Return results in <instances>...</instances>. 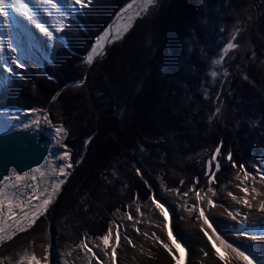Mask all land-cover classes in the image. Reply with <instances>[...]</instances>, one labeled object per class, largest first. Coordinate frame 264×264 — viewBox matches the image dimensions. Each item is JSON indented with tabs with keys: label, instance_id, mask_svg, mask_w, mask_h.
<instances>
[{
	"label": "trees",
	"instance_id": "obj_1",
	"mask_svg": "<svg viewBox=\"0 0 264 264\" xmlns=\"http://www.w3.org/2000/svg\"><path fill=\"white\" fill-rule=\"evenodd\" d=\"M132 1L86 0L59 31L66 45L53 39L41 66L28 61L0 88V109L51 108V122L66 126L71 160L80 159L47 213L0 243L1 262L33 254L45 262L51 238L59 250L85 236L98 241L118 211L150 199L137 169L160 175L167 191L187 192L194 178L206 190L219 147L217 193L239 172L224 159L229 152L237 165L263 160L264 0H158L104 55L84 62ZM233 36L239 47L223 52Z\"/></svg>",
	"mask_w": 264,
	"mask_h": 264
},
{
	"label": "snow or ice",
	"instance_id": "obj_2",
	"mask_svg": "<svg viewBox=\"0 0 264 264\" xmlns=\"http://www.w3.org/2000/svg\"><path fill=\"white\" fill-rule=\"evenodd\" d=\"M40 5L47 6L45 8L46 11L52 12V10H56L62 16L70 14V12H65V5L69 3V0H36ZM154 0H146V5H152ZM71 3L74 5H81L87 6L86 0H71ZM16 5H19L16 7ZM31 5L29 4L28 0H0V27L7 25L11 28L12 25L17 23V14L19 16V22L23 23V18L26 17L27 21L31 24H34L37 29H39L40 33H43L45 36L49 38L54 37V33L56 29L50 30V25H48L47 19H41V13L37 9H32L29 11ZM129 8L131 5L128 6ZM15 9V10H14ZM132 18L129 17V20ZM130 25L125 24L123 29L119 26L116 27L114 34H109V32H105L104 34L100 35L96 38L92 48L86 54L84 58V62L91 65L94 61V58L100 55H103L105 52L104 43L102 42H114L115 40L122 38V32L127 31ZM235 36L232 37L223 52H227L228 50L235 49L239 47L238 44L234 43ZM11 51L16 52L18 48L13 45H9L7 49L0 48V52L3 51ZM223 59L216 61L215 63H220ZM12 64H15L16 68L24 67V63L20 61L19 55L15 56L11 60ZM0 67L4 68L7 73H13L15 70L10 66L7 60L0 62ZM19 75V73H16ZM213 78L217 76L215 71L211 72ZM51 78V77H50ZM219 95V94H218ZM55 99V97H53ZM32 113H35L37 110L32 109L29 110ZM220 109H216L218 113ZM41 116L44 121L48 120L46 114H44L43 110H40ZM33 123H40L39 119L33 121ZM24 127H29L28 124H25ZM67 129L66 126H57L55 128L56 139L58 141V146L63 148V152H53L50 153V158L52 160H61L62 163L56 165L57 170V178L52 179L49 181V187L41 188L40 182L41 179L45 176V172L41 170V168L31 169L30 172H26L23 174H19L16 170H13L12 175H5L0 177V243L4 242L5 240H11L17 233L25 232L28 229L32 228L36 222L40 219V217L44 216L48 210L50 204L53 203L56 194L60 191L61 186L66 182V178L69 175L70 169L74 167L75 164H78L79 161L73 162L71 160V155L67 151V145L60 143L62 134L66 133ZM88 141L86 140V145ZM221 155L220 148L217 147L215 153L212 155V159L208 162V168L205 172L207 176V189L198 188L197 185L199 184V179L194 178V182L191 186H189L187 192L181 193L179 189H172L175 191L178 196L187 197L189 193L195 192L196 204L189 205L187 200L183 202V204L178 205L185 208V211L192 212V211H199L198 219L202 221L203 225H206L208 229L212 230V234L209 235V232L205 230L203 226L199 229L200 232L207 238L208 242L211 244L212 249L214 250L215 256L223 262V264H232V259L237 262H241V264H264V258L254 257L249 252L246 254V250H240L239 247L233 246V244L223 238V234L220 232L219 228L216 227V220L208 215H206V211L204 207H201V201L206 198V203L209 209L215 208L218 205V201L215 200V189L212 187L213 184L217 182V173L220 171L222 164L221 161L217 159L218 156ZM224 159L231 163L232 168L236 169L239 167V172L236 174V179H240V173H243L244 179L240 181L241 184L246 181L251 173L246 169L244 164L237 165V162L233 160L232 153L229 152ZM215 162V170L212 168V163ZM255 166V165H254ZM36 173L40 174V178L36 176ZM137 174H141L140 170L137 169ZM257 175L259 176V182L264 183V171L257 167ZM31 178V180L35 183H29L24 185L26 188L25 192H21V181L27 178ZM63 177V178H60ZM254 183L256 181V177H252ZM10 180H14L15 183H7ZM184 184V181H181V185ZM237 187H240L238 184ZM8 189H12L13 191H8ZM240 191L245 194L243 198L237 199L233 193H228L229 196H232L233 199L237 200V203H240L242 199L243 205L247 206L249 209L252 208V204L250 200L247 198L249 195L252 196V199H255L256 196L260 195L261 193L256 187H252L251 191L248 187H240ZM203 193V195H202ZM208 193H211L212 196L209 197ZM35 201V202H34ZM152 203L155 205V208L159 210L160 215L164 218V228L167 230V240L169 243L164 242L161 240L156 233L152 234V237L156 239L158 243L162 245V247L168 252L169 255L172 256V259L175 261V264H181L180 260L177 258L176 255L173 254L172 249H176L179 252L182 248L185 252L188 251L187 245H184L182 241H179L178 234L174 233V230L171 227V213L170 211L160 202L157 201L155 197L152 198ZM228 215L235 220L236 216L240 215L239 210H236V214L233 215L231 210H228ZM259 211H264V202H262L261 207L258 209ZM139 212V208H137ZM246 218V217H245ZM128 219L132 220L133 217L128 214ZM11 221L10 227L13 229L8 234L5 233V228L3 225ZM139 221H137L138 223ZM120 225L116 226L115 230V241L116 243L113 245L111 244V240L113 237V228L110 225L108 231L99 237H96L97 240L100 241V244L93 245V247L99 248L100 245H103V250L105 256L108 255L107 249L111 247V264H117V247L119 246V242L121 240V233H120ZM228 230L232 231L234 234H239L242 232H246V227H236L234 225L226 226ZM139 229H137V232ZM214 237V238H213ZM90 237L85 236V238L81 239L80 243L76 245V247L81 248L82 250H86L89 254H91L92 258L96 260V264H103V262L97 257L96 253L93 252L92 247L88 246L87 240H90ZM124 239L128 240V243L131 245L133 242L127 236ZM49 249L45 248L46 255L44 256V261H49L48 255ZM207 256V253H204ZM18 264H41V260L37 258L35 254L31 256H21L19 258ZM91 264V261L89 262Z\"/></svg>",
	"mask_w": 264,
	"mask_h": 264
},
{
	"label": "rangeland",
	"instance_id": "obj_3",
	"mask_svg": "<svg viewBox=\"0 0 264 264\" xmlns=\"http://www.w3.org/2000/svg\"><path fill=\"white\" fill-rule=\"evenodd\" d=\"M157 1L158 0H154L152 5H154ZM129 5H131L130 8L128 7ZM78 6L79 5H75V6L70 7V8H65V12L66 13L70 12V14L63 15V16L61 15L58 30L55 31L53 38H55V36L58 35V32H59L62 24L66 20V17H68L72 13L78 11ZM149 6H151V5H146V1H144V0H134L130 3H128V5L125 8H123V10L112 20V22L111 21H110L111 23L109 22L107 28L105 29V32L107 31L111 35V34H114L117 26H119L121 29H123L125 24H128L131 26L132 22H133V18L135 17V15L143 12L144 10L149 8ZM129 17H131L132 19L129 20ZM115 24H117V26H114ZM112 29L114 32L112 31ZM7 31L8 30H7L6 25L3 27H0V35L7 34ZM125 33H126V31H123L122 36ZM53 38H51V41ZM102 43L105 44V42H102ZM107 44H108V42H107ZM107 44L105 46V49L107 47ZM49 47H50V45H49ZM49 47H48V49H49ZM48 49H44L43 47L39 46V44H33L29 52L17 54V55H19L20 61H22V62H23V60H31V61L41 65L42 64L41 61L43 59H45L47 54H48ZM17 55H15V56H17ZM101 56L102 55L95 57L93 63L96 61V59L100 58ZM9 64L14 70H17V71L20 70V68L17 69L15 64H12L10 61H9ZM24 67H25V65H24ZM24 67H22V68H24ZM4 73L6 74L5 69L3 72V76L0 78V87L3 84L4 79H5ZM13 73H15V71ZM64 88L65 87L60 88V91L63 90ZM46 109H48V108H46ZM46 109L37 110L34 113V114H36V116L33 119H30L27 121H20V122H16V123L11 122V121H0V126L2 127L0 132L13 128L15 124H17L16 127H21V126H24L25 124H28L29 126L37 125V123H33V121L37 119L38 114L41 116L40 110L45 111ZM49 109L51 110V108H49ZM29 110H32V109L27 110V109L22 108L20 110H11V111H17V112L21 111L19 113H22V112L23 113H27V112L32 113ZM49 111L47 112L48 117H49ZM2 112H4V111H2ZM6 112H8V111H6ZM0 116L5 117L6 114H0ZM157 117H159V116L154 117V119ZM119 119L121 120L122 118L119 117ZM49 120H50V118H49ZM50 122H51V120H50ZM52 125H55V126H52ZM61 125L62 124H58V123L54 124L51 122V126L54 127L53 128L54 130H51L49 128L44 127L45 129H47L46 131L53 137V140L55 141L54 146H56V141H57V139L55 138L56 137L55 128L57 126H61ZM173 133L179 134V131L173 132ZM61 138L64 141L66 138V133L62 134ZM63 151H64V149H63ZM53 152H59V151L55 148V150H53ZM69 153L71 154V150L69 151ZM141 153H143V155H144L146 153V151H142ZM78 161H80V159ZM62 162L63 161H61V160H57L56 165L59 163H62ZM245 167L251 173L249 178L246 181H244L243 184H241L240 181L244 179L243 173L241 172L239 180L236 179V175H235V177L231 178L230 181L225 186H222L220 188V190L216 193L215 197H213L215 200H217L219 202L217 207L209 209L207 206V203H206V198L201 201V207L205 208L206 214H208V216H212V214L214 213V210L216 208L224 207L225 211H226L227 206L232 204L231 203L232 201L237 203V200L233 199L232 196H229L228 193L231 192V193H233V195L237 199H240V198H243L245 196V194L240 191V187H248L250 191H251L252 187H256L258 189V186L260 185L261 182H259V176L257 175V166L255 167V166L249 164V165H245ZM258 168H260L262 171H264V159L261 161ZM41 170L43 171L44 168H41ZM53 170L54 171L56 170V166L53 167ZM72 170H73V168L68 170L69 175L71 174ZM139 170L141 173V174H139V177L144 180L145 185L151 190V198L146 203L141 204L137 207H136V205L131 204L128 207L127 214L121 213L119 211L116 213L115 223H114V225L113 224L111 225L113 228V237H112V240L110 243L113 245L116 243V241H115V230H116V226L120 225L121 226L120 227L121 240L119 242V246L117 247V264H138L139 261H142L143 259H145V257L148 256V252H150L152 246H155L158 243L156 241V239L154 237H152L153 233H156V235L158 237L164 236L167 238V230L164 228V223H165L164 218L160 215L159 210L156 209L155 205L152 203L153 197H155L158 202L162 203L172 214L171 218L174 221L171 222V227L173 226L172 229L174 230V233L178 234V238L181 241L185 242V236H186L185 231L186 232L193 231L194 229L200 227L199 223L201 221L198 219V216H199L198 210L192 211V212H187V211H185L184 207L178 206V205L183 204V202L185 200H187L189 205L196 204L195 194L194 195H188L187 197L178 196V194L175 191L165 190L164 184L162 183L160 175L154 176V174H151L150 172H147V174L143 175L142 170L141 169H139ZM57 175H58V173L56 170V172H55L56 178H57ZM36 176L37 177L39 176L38 173H36ZM254 176L256 177V181H257L255 183H254L253 178H252ZM60 178H63V177H60ZM7 183L11 184V183H15V181L10 180ZM29 183H34L30 177L21 182V189H20L21 192L26 191V188L24 187V185H27ZM238 184L240 185V187H237ZM8 191H9V189H8ZM11 191H12V189H10V192ZM59 192L56 194V196H58ZM202 195H203V193H202ZM208 196L211 197L212 194L208 193ZM258 196H260V195H258ZM258 196H256L255 199H253L254 202L256 200H258V198H257ZM242 204H243V202L241 199L240 203H237V206H233V209H231V211L233 212V215L236 214V210H239V212H240V210H241L240 207ZM51 205L52 204L49 205L48 209L50 208ZM137 208H139V212L137 211ZM228 210H230V209H228ZM222 213L220 214V216L223 215ZM226 213L228 214L227 211H226ZM128 214H130L133 217L132 220L128 219ZM240 215L245 216V214H243L242 211L240 212ZM137 221H139V222L137 223ZM11 223L12 222L10 221L9 224H11ZM48 224H49V226L51 225V223H48ZM3 227L5 228V233H4L5 235L13 230L12 228L7 230L5 225H3ZM137 229H139L138 232H137ZM251 229L254 231H259L253 226L251 227ZM263 235H264V233H263ZM125 236H127L128 238H130L132 240L133 243L131 245L128 243L127 239H124ZM91 243H88V246L92 247L93 252L96 253L97 257L103 262V264H111V247H109L107 249L108 255L105 256V253L103 250V245H100L99 248L93 247V245L100 244L99 240L95 241V242H91ZM56 246H57V241L53 240V238H51L50 242L47 243V246H46L49 249V252H48L49 261L48 262H41V264H53V263L54 264H89L90 261H91V264H96V260L93 259L91 254H89L86 250H82L81 248H78V247L75 249H71V247L69 245H67L64 250L58 251L56 249L57 248Z\"/></svg>",
	"mask_w": 264,
	"mask_h": 264
},
{
	"label": "bare ground",
	"instance_id": "obj_4",
	"mask_svg": "<svg viewBox=\"0 0 264 264\" xmlns=\"http://www.w3.org/2000/svg\"><path fill=\"white\" fill-rule=\"evenodd\" d=\"M28 2L31 5V7L29 8L30 12L32 11V9L39 10V12L41 13L40 18L47 19L48 25L51 26L50 29L58 30L59 21L61 19V14L59 12H57L55 9L52 10V12L46 11L45 8L47 6L40 5L38 2H36V0H28ZM18 6L19 5H16V7ZM73 6L75 5L71 3V0H69V3L65 5V8H70ZM19 16L20 14H17V18H18L17 23L12 25L11 28H9L6 25L8 30L7 34L0 35V48L7 49L9 45H13L18 48V51L11 52L6 50L0 52V62L4 60L11 62L12 58H14L15 55L29 52L33 44H39V46L43 47L44 49H48L50 45L51 38L45 36L43 33H40L39 29H37L34 24H31L29 21H27L26 17L23 18L24 21L23 23L19 22ZM114 26H117V24H115ZM3 72H4V68L0 67V78L3 76ZM19 112L21 111L18 112L11 110H9L8 112L1 111L0 114H6V116L5 117L0 116V121H11L16 123L20 121H27L33 119L36 116V114L34 113H28V112L19 113ZM44 114L47 115V113ZM37 119L40 120V123L31 126L39 125L43 129L49 128L51 130H54L53 129L54 127H52L53 125L51 126L49 120L44 121L42 116H40L39 114L37 115ZM16 126L17 124H15L13 128H15ZM1 129L2 127L0 126V131ZM54 142L55 141L53 140V145ZM60 143L64 144L62 138L60 140ZM54 147L59 152H63V148L58 146V141H56V146ZM56 162L57 160H52L49 157V160L45 162V165H43V167H41L44 168L43 171L45 172V176L41 179L39 185L41 188L49 187V181L56 178L55 177L56 170L55 171L53 170V167L56 166ZM38 175H39L38 177L40 178L39 173ZM258 190L261 194L260 196L257 197L258 200H256L255 202L252 199L251 195L247 197L252 204L251 209H249L247 206L243 204L241 205L240 212L242 211V213L245 214V216L238 215L236 216V219L233 220L226 213L227 210L225 211L224 207L222 208L220 207V208H216L214 210V213L210 217L216 220L217 222L216 227H218L220 232L223 234V238L231 242L233 246L239 247L240 250H246V254L250 252L254 257L264 258V235H263L264 211L258 210L261 207L262 202H264V183H260V185L258 186ZM231 203L232 204L227 206V209L231 210L233 209V206H237L236 202L232 201ZM221 213L223 214L222 216H220ZM172 221L174 220L171 218V222ZM9 223L10 221L5 224L7 230L11 228L10 227L11 224ZM228 225H234L236 227L243 226L247 228V231L239 234H234L232 231L228 230V228L226 227ZM199 226L200 227L194 230L192 229L193 231H188V232L185 231V235H186L185 242L184 241L182 242L184 245H187L188 251L185 252L184 249L182 248L179 252H177V250L173 248L172 249L173 254L177 256L181 264H223V262L220 261L215 256L214 250L212 249L211 244L208 242L207 238L203 235L202 232L199 231L201 226H203L205 230L209 232V235H211L212 230L208 229L206 225H203L202 221L199 223ZM252 226L259 231L252 230L251 229ZM159 238L164 242L169 243L171 247V244L166 237L160 236ZM179 241L181 240L179 239ZM205 252L207 253V256L204 255ZM138 264H175V261L172 259V256L169 255L168 252L162 247V245L160 243H157V245L152 246L150 252H148V256H146L145 259H143L142 261H139ZM232 264H241V262H237L234 259H232Z\"/></svg>",
	"mask_w": 264,
	"mask_h": 264
},
{
	"label": "water",
	"instance_id": "obj_5",
	"mask_svg": "<svg viewBox=\"0 0 264 264\" xmlns=\"http://www.w3.org/2000/svg\"><path fill=\"white\" fill-rule=\"evenodd\" d=\"M59 39L66 44L62 37ZM106 44L107 42H105L104 48ZM49 110V108L46 109L44 113ZM52 150H55L52 136L39 125L27 128L24 126L15 127L1 132L0 177L11 176L13 170L23 174L30 172L31 169L43 167L49 160ZM67 151H70L69 148ZM142 174H147V171L142 170Z\"/></svg>",
	"mask_w": 264,
	"mask_h": 264
}]
</instances>
